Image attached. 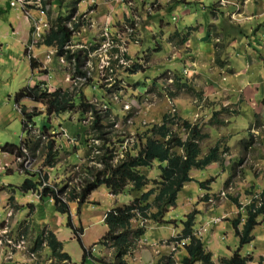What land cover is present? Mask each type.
<instances>
[{
  "label": "rangeland",
  "instance_id": "374dc122",
  "mask_svg": "<svg viewBox=\"0 0 264 264\" xmlns=\"http://www.w3.org/2000/svg\"><path fill=\"white\" fill-rule=\"evenodd\" d=\"M31 1L26 11L22 7L13 8L17 6H13L10 0H0V7L5 10L0 15V264L111 263L114 261V249L100 243L108 231L104 223L105 213L116 205L129 204L155 186L151 182L143 190H132L130 187L114 195L106 185H100L80 209L77 200L69 202V196L64 194L70 203V218L77 228L75 231L69 227V214L59 212L56 203L47 198L39 200L32 196V192L21 191L20 185L30 177L27 172H36L33 179L39 182L46 179L58 189L73 188L75 185L79 187L77 189L82 188V183L88 178L83 169L89 154L86 142L97 144L98 148L104 146L91 118L87 125L80 123L79 120L83 122L86 117L79 110L48 115L46 105L41 101L26 98L21 103L16 102L18 90L28 85L35 86L40 81H46L51 91L59 88L70 90L75 98L82 93L88 103L98 107L102 113H108L105 115L110 117V121H106V125L102 122L106 127L112 122L132 118V124H128L131 132L125 128L126 137L122 139L139 135L135 143L130 140L129 144H125L128 147L136 144L138 149L133 151L134 154L145 142L142 134L153 124L161 123L164 115L170 112L175 113L172 118H176V123L171 125L173 131L183 139L188 136L182 125L184 121L200 126L206 135L201 142L202 156L217 145L220 151L229 147L230 151L222 154L221 161L212 162L204 169H192L193 180L184 185L177 203L165 213V220L174 219L175 224L155 223L143 217L141 220L133 219V229L146 225V232L125 257L128 264H182L183 249L187 255L185 245L189 240L174 239H178L184 227L181 221L192 210L198 209L195 229L206 224L210 215L218 216L213 222L209 221L210 225L199 228L197 235L202 238L206 249L210 250L209 246L213 248L214 264H222L221 256L233 255L239 248V237L232 220L242 215L244 222L246 205L259 193L264 197V189L258 185V181L264 180V125L260 126L259 121L253 124V109L260 106L247 100L248 94L242 81L247 65L245 57L255 61L260 58L259 51L251 46L254 44L249 46L245 42L242 50L243 45L232 37L226 40L223 28L218 35L220 32L212 24L207 26L213 35L212 38L209 36L213 41L211 54L201 57L186 44L199 26L181 25L177 30V24H183L182 7L176 9L177 4L183 5L182 0H56L53 1L56 5L45 13L41 9V0ZM217 1H202L207 6V14L212 15L215 7L216 16H219L223 5L229 6L233 1L243 4V0L241 3L239 0H221L225 3L223 5L216 4ZM50 2L45 0L44 4ZM254 2L260 3L259 0ZM240 5L235 12L241 9ZM74 7L78 8V12L67 24L74 27V23L80 22L81 25L73 32L64 54L43 41L31 45L35 21L51 29L53 21L60 16L66 18ZM204 8L196 1L191 3L190 9L201 12ZM223 15L227 16L226 10H223ZM235 15L229 12L231 23L239 25L238 33L246 34L240 21L241 15ZM258 30L259 27L255 29L256 34L249 35L257 40ZM249 37L244 39L249 40ZM224 53H233L228 66H234L230 77L225 68L230 57ZM68 55L71 58H67ZM31 58L39 64L38 68H32ZM136 65L142 66L133 73ZM256 68L254 64L250 75L260 79ZM201 71L203 75L200 76L198 72ZM84 73L90 76L88 82H73L77 75ZM222 78L224 83L230 81L236 86L235 94L222 93ZM236 84L243 89L240 90ZM217 95L220 97H214ZM261 99L259 104L263 105V95ZM126 104L129 109L125 108ZM23 107L37 114L28 123L29 126L28 119L23 118L21 112ZM243 114L248 115V120L242 119ZM63 128L71 139H60L62 137L58 134L51 133ZM104 132L108 139L107 135H111L109 130L105 128ZM40 135L47 137L45 141L50 135H55L53 166L46 162L48 143L44 140L42 143ZM76 137L79 143H76ZM113 137L120 139L114 131ZM110 141L112 143V139ZM7 143L20 145L25 154L2 151L1 147ZM230 145L234 152L231 157L227 156L231 154ZM115 149L118 155L124 150L119 144ZM104 153L103 149L100 155ZM27 159L30 160L28 166ZM96 161L101 163L96 165L97 168L104 167L100 159ZM165 165L166 162L155 160L151 166L140 167L139 173L152 180L159 179L161 167ZM210 178L215 179L210 189L202 188L201 182ZM257 186L262 191H257L260 190ZM10 195H14L13 203L10 202ZM155 195L142 204H153ZM231 197L241 201L244 211L241 212L240 206ZM22 203L25 205L19 206ZM12 204L17 207L13 208ZM151 211L155 212L156 208ZM258 219L261 222L253 230V241L240 249L242 255L253 257L250 264H264L263 215ZM178 225L183 226L181 231L177 230ZM51 228L61 230L60 235L65 240L63 249L70 253L71 260L59 261L47 242L38 243L44 230ZM164 244L169 246L168 253L162 251Z\"/></svg>",
  "mask_w": 264,
  "mask_h": 264
},
{
  "label": "trees",
  "instance_id": "16d2710c",
  "mask_svg": "<svg viewBox=\"0 0 264 264\" xmlns=\"http://www.w3.org/2000/svg\"><path fill=\"white\" fill-rule=\"evenodd\" d=\"M52 1L56 0H51V3ZM4 11V9L0 8V15ZM77 12L78 8L74 7L66 18L60 16L53 21L51 29L48 31L43 43L47 46L56 47L60 54H64L67 51L65 47L70 42L73 32L81 25L80 22L74 23V27H70L67 24L68 20L75 17ZM67 58H71V56L68 55ZM31 66L32 68H38L39 64L31 58ZM141 66L136 65L133 73L137 72ZM26 98L45 103L48 115H59L75 110H79L81 114H85L93 105L88 103L82 93L79 97L75 98L70 90L59 88L51 91L46 81H40L35 86L28 85L17 91V103H21ZM21 112L23 118L28 119V126L33 121L34 116L37 115L35 111L28 112L26 107H23ZM175 120L176 118L174 119L169 113H166L161 123L153 124L151 128L142 134L145 142L139 145L138 152L134 154V150H131L116 163L112 161L113 150L110 149V140L105 138L104 129L106 127L98 119L95 120L94 127L100 133L99 138L103 139L104 145L102 149H105V153L99 155L97 159H100L104 163V167L97 168L95 164L89 165V163H84L83 169L88 173V178L83 183L82 188L78 190L75 185L73 188L67 186L59 190L61 196L63 194L69 196V202L77 200L80 209L81 205L88 200L90 194L100 185H106L110 193L114 195H118L130 187L132 190L139 191L143 190L151 182L155 185L141 196L136 197L129 204H124L123 206L116 205L106 212L104 223L108 227V231L102 237L100 243L109 246L115 252L114 261L107 264H128L125 257L132 252L133 247L146 232V225H140L137 229H133L132 221L134 218L141 220L143 217L155 223L167 222L175 224L176 220L174 219L165 220V213L169 207L177 203L178 195L184 185L193 180L191 176L192 169H204L212 162L221 161L222 154L230 151L229 147L220 151L217 145L212 147L206 155L202 156L201 142L206 135L202 133L200 126L192 124L187 120L184 121L182 125L186 128L188 136L186 139H183L173 131L171 125ZM179 120L181 119L179 118ZM54 146L55 141L50 140L46 147L49 149L46 162L51 166L55 164ZM134 149H138V147ZM1 150L12 154L16 152L19 155L25 154L20 145L16 144L7 143L1 147ZM155 160L166 162V165L161 167L160 178L152 180L142 176L139 173V168L151 166ZM27 175L30 177L22 182L19 189L23 192L37 193L40 182L33 179L37 174L27 173ZM214 180V178H210L201 182L202 188L210 189L209 186ZM51 193H55L51 187L44 189L41 200L49 199ZM154 193L156 195L153 204H142ZM9 198L10 202L13 203L14 195H10ZM231 198L241 209L244 207L237 197ZM69 202L57 196L54 201L59 212L69 214V227L75 231L77 228L70 218L71 209ZM12 206L13 208L17 207L14 204ZM152 208H156V211L152 212ZM245 208L247 217L245 220L243 219L244 222L242 221V215L232 220L235 232L239 237V248L234 251L231 257H221L220 261L222 264H250L253 259L251 255H242L240 249L253 241V230L261 222L258 218L260 215L264 217V201L257 204L256 200L253 199ZM198 213V209H194L186 215V219L181 221L184 226L182 232L178 235V239H174H182L181 241L185 239L189 240L185 245L188 254L183 258L182 264H196L199 261L201 264H214L212 251L205 248L202 238L197 235V230L195 229ZM241 224H243L242 227H240ZM45 242H47L59 261L71 260V255L63 250V242L59 240L52 230H44L38 239L39 244ZM85 253H87L86 249Z\"/></svg>",
  "mask_w": 264,
  "mask_h": 264
},
{
  "label": "crops",
  "instance_id": "0c3cea01",
  "mask_svg": "<svg viewBox=\"0 0 264 264\" xmlns=\"http://www.w3.org/2000/svg\"><path fill=\"white\" fill-rule=\"evenodd\" d=\"M196 1H198L199 4H202L205 7L203 11H201V12H198V11L193 12L190 9L191 8V3L196 2ZM202 1L203 0H182L183 5L177 4L176 9L182 7V18H183V24H179V25L177 24V30L180 29V28H178V26H181V25L183 27L186 26V25L189 26V27L199 26V30L197 29V32L194 31L189 36V40L187 41L188 43L186 42V44L188 46L189 45L192 46L194 48L195 52L199 53V55L201 57H204L206 54H208V56H210V54H211L210 48L213 47V41L210 39L209 36H211V38H212L213 35H212L211 32H209L210 28H208V27L211 26L212 24H215L214 26L217 27V32H220V33H218V35L221 34V29L223 28V32L225 34L224 37H225L226 40L228 38L232 37V38H234L235 42H238V43H240V45H243V46H241L242 50L245 47V44H244L245 42H247L249 44V46H250V44H254V45H251V46L255 50L259 51L260 58H259V60L257 59L255 61V59H252V58L248 59L247 57H245L247 65L244 64L246 69L243 71L244 75L242 77V81H243V84H245L244 87L246 88L245 90L247 91V94H248V95H246L247 96V100L249 99L250 102L254 103V105H259L260 106V108L259 107H255L253 109V113H252L253 121L252 122H253V124H255L256 121H259V125L260 126L264 125V104L263 105L259 104L260 101L262 100L261 99V95H263V97H264V0H259L260 1L259 4L254 2V0H243V4H241V5L237 4V3H234L233 0H228V2H230V1H233V2H230L229 3L230 5L229 6L226 5V7H224V5H223L225 3H222L223 1L221 2V0H218L216 2V4L220 3V5H223V9H221V12H220L221 14L219 16L218 15L216 16V13H217L216 10L217 9H215V7L213 8L212 15L207 14L206 11H205L207 6H205V4ZM239 1L241 3V0H239ZM224 2H225V0H224ZM55 5H56L55 2L53 3V1H52V7L55 6ZM239 5H240L241 9L239 11L235 12V10H237L239 8L238 7ZM0 8H2V7H0ZM13 8H15V7H13ZM223 10H226L227 16L223 15ZM229 12L230 13H236L235 17L237 15H241L242 18H240V21L245 26L246 34L238 33V30H239L238 26L239 25H237L236 23H231L230 18L228 17ZM180 19H181V17L177 20V22ZM192 22H196L195 24H197V25H194ZM257 27H259V30H258V38L256 40V39H253L252 36L249 35V34H256L255 29ZM237 33H238V35H237ZM248 36H250L249 40H245L244 37H248ZM198 48H199V52H197ZM256 48H259V49H256ZM224 54H225V56H229L230 57L228 59L229 60V65L225 66L227 71H229V76L228 77H230L231 76V72L233 71L232 69L234 68V66H232V67H228V66H230L231 57L233 56V53H229V55L226 54V53H224ZM237 63H239V60L237 61ZM254 64L257 67L255 71L257 72V74H258L260 79H258V77H254V76L250 75L251 74V70H253ZM192 71H193V67L191 68L190 72H192ZM198 75H200V76L203 75V71L198 72ZM221 84H222V87L224 88V91H222L223 94L225 93V95L226 94L232 95V94L236 93L235 92L236 91V86L234 84H232L230 81H228V83H224L223 82V78H222ZM236 85L239 87L240 90L243 89V88H240L239 84H236ZM219 90H221V89H219ZM211 91L213 92V90H211ZM214 97H220V95H217V96H214ZM211 99L213 101V97H211ZM216 110L217 109L215 108V111ZM246 117H248V115L247 114H245V115L243 114V118L242 119L243 120H248ZM254 118L255 119L258 118V120H255ZM260 135L262 136L261 133H260ZM230 147H231V154H229L227 156L231 157V155L234 152L232 150V145H230ZM29 173H32V172H29ZM32 174H35V173H32ZM258 185L261 186L264 189V180H263V182L262 181H258ZM257 189H260V188L257 186ZM257 191H262V189L257 190ZM32 196L37 198V199H39L37 197L36 193H33ZM33 197H31V198H33ZM39 200H41V199H39ZM31 201H33V199H31ZM21 205L24 206L25 203L19 204V206H21ZM33 205L35 207V204H33ZM206 207H207V209H209L208 205ZM243 209L244 208L241 209V212H242ZM208 212L210 213L211 211L209 210ZM216 217H218V216H211L210 215L208 220H207V223L206 224H202L199 228H202L205 225H210L211 223H209V221L213 222L214 219H216ZM263 223H264V221H263ZM180 227L182 228L183 226H179L178 225V227H177L178 231L179 230L181 231ZM199 228H197L196 230L198 231ZM208 228H209V226H208ZM51 230L57 235L59 240H61L63 242L64 239L60 235V231L61 230L58 229V228H51ZM161 248H162L163 252L168 253V250H169L168 249L169 248L168 245L166 246L164 244ZM209 248L212 251L213 248L211 246H209ZM65 252H67V251H65ZM229 253H232V251H229ZM183 254H184V257H185L186 253H185L184 249H183ZM231 255L232 254H228V255H223L221 257H229Z\"/></svg>",
  "mask_w": 264,
  "mask_h": 264
},
{
  "label": "built area",
  "instance_id": "2783aa9c",
  "mask_svg": "<svg viewBox=\"0 0 264 264\" xmlns=\"http://www.w3.org/2000/svg\"><path fill=\"white\" fill-rule=\"evenodd\" d=\"M44 1L45 0H41L40 2H42V5H41V9L43 8V10H42V12L43 13H45V11H47L49 8H52V3L50 2V3H45L44 4ZM47 1V0H46ZM31 0H10V3L13 5V6H17V7H15V8H23V9H25L26 11H28V5L29 4H31ZM20 6V7H19ZM21 8V9H22ZM49 12V11H48ZM34 27H35V29H34V33H33V35H32V41H31V45L32 46H35V45H37V43H40V42H42V41H44L45 40V37H46V35H47V33H48V30H50V28H46L43 24H38L37 23V21H35V23H34ZM78 77L75 79V81H73V82H77V81H81V82H88V79H89V77L90 76H88L87 75V73H84L83 75H77ZM76 77V76H75ZM125 108L126 109H129L128 108V104H126L125 105ZM174 109V108H173ZM174 111H176V109H174ZM106 113H102V111L101 110H99L98 109V107H96V106H94V105H92V108L89 110V111H87L85 114H82V116L83 117H86L85 119H84V121L82 122L81 120H79L80 121V123L82 124V125H87V123L89 122V120H90V118L92 119V121H93V124L95 123V120L96 119H98V121L100 122V123H102V122H104V124L106 125V121H110V117H108L107 118V114L105 115ZM170 115H171V117L172 116H175V113H169ZM173 114V115H172ZM88 115H90V117L88 116ZM110 115V114H109ZM120 120V119H119ZM124 124H123V123ZM122 122L121 121H119V123H116V122H112L110 125H109V127H106L108 130H109V133L111 134V135H107L108 136V139L110 140V139H112V143H111V141H110V149H112L113 150V159H112V161H114L115 163L116 162H118L120 159H122V158H124L125 157V155L129 152V151H131V150H135L134 148H135V145L133 146V147H128V146H126L125 144H129L130 143V140L133 142V143H135L136 141H138L139 140V138H138V134L136 135V138H135V136H131L130 138H128V139H126V140H124L123 141V139L126 137V129L129 131V132H131V129L128 127V124H132V118H129V119H127V120H124V119H122ZM113 123H115V124H113ZM126 128V129H125ZM113 131H114V133L116 132V133H118V135H119V137H120V139H121V141H120V139L119 138H116V137H113ZM52 134H58V136L59 137H62V138H60V139H64V137L66 138V139H71L72 137H71V135H69V133L67 132V130L65 129V128H63V129H60L58 132L57 131H52L51 132ZM110 137V138H109ZM39 138H41L42 139V143H43V140H44V142L47 144L50 140H55L56 138H55V135H50V138H48V140L47 141H45V139L44 138H47L45 135H40V137ZM123 138V139H122ZM75 140H76V143H79V142H77V140L79 141V138L77 139V137L75 138ZM75 143V144H76ZM116 144H119V146H123V153L121 154V155H118V154H116V153H118L117 152V150L115 149V146H116ZM86 146L88 147V152H89V154H88V157H87V159L85 160V162L84 163H89V165H93V164H95V165H101V163H97V161H96V159H97V157L100 155V154H102V152H103V149L100 147V148H98L97 147V144H93V143H90V142H86ZM102 146V145H101ZM112 147V148H111ZM97 149H100V151H98ZM104 151H105V149H104ZM28 161H30L29 159H27L26 160V166H28ZM36 173V172H35ZM43 180V179H42ZM84 183V182H83ZM83 183H82V186H83ZM77 186V185H76ZM81 186V187H82ZM47 187H51L53 190H54V192L55 193H51V195H50V197H49V200H50V202H54L55 201V198H56V196L57 197H60V198H62L64 201H67V199L65 198V196H64V194L61 196V194H60V192H59V190L60 189H58V187H55L54 185H52V184H50V183H48V181L46 180V179H44L43 181H40V186H39V190H38V192L36 193V195H37V197L38 198H41L42 197V195H43V192H44V189H46ZM78 187V186H77ZM79 188V187H78ZM81 189V188H80ZM80 189H78V190H80ZM254 199H256V203L257 204H260L261 202H263L264 201V197L263 196H261V193H259L258 195H255V197H254ZM198 232V231H197ZM184 241V240H183Z\"/></svg>",
  "mask_w": 264,
  "mask_h": 264
},
{
  "label": "clouds",
  "instance_id": "9594fccd",
  "mask_svg": "<svg viewBox=\"0 0 264 264\" xmlns=\"http://www.w3.org/2000/svg\"><path fill=\"white\" fill-rule=\"evenodd\" d=\"M27 173H29V172H27ZM35 174H37V173H35ZM32 193H35V192H32ZM39 199H41V198H39Z\"/></svg>",
  "mask_w": 264,
  "mask_h": 264
},
{
  "label": "bare ground",
  "instance_id": "6f19581e",
  "mask_svg": "<svg viewBox=\"0 0 264 264\" xmlns=\"http://www.w3.org/2000/svg\"><path fill=\"white\" fill-rule=\"evenodd\" d=\"M89 110H90V109H89ZM96 120H97V119H96ZM92 122H93V121H92ZM92 122H91V123H92ZM94 125H95V124H94Z\"/></svg>",
  "mask_w": 264,
  "mask_h": 264
}]
</instances>
